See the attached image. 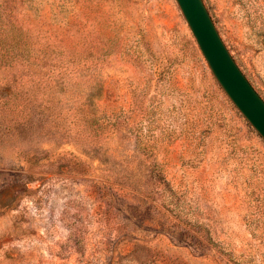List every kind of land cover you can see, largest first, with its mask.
I'll use <instances>...</instances> for the list:
<instances>
[{"label":"rangeland","instance_id":"374dc122","mask_svg":"<svg viewBox=\"0 0 264 264\" xmlns=\"http://www.w3.org/2000/svg\"><path fill=\"white\" fill-rule=\"evenodd\" d=\"M264 100V0H203ZM0 264H264V139L176 0H0Z\"/></svg>","mask_w":264,"mask_h":264},{"label":"water","instance_id":"95a60500","mask_svg":"<svg viewBox=\"0 0 264 264\" xmlns=\"http://www.w3.org/2000/svg\"><path fill=\"white\" fill-rule=\"evenodd\" d=\"M212 74L226 95L264 139V100L223 42L203 0H176Z\"/></svg>","mask_w":264,"mask_h":264}]
</instances>
